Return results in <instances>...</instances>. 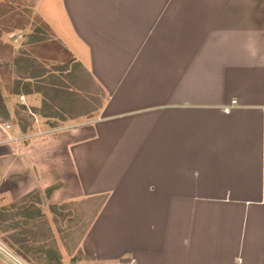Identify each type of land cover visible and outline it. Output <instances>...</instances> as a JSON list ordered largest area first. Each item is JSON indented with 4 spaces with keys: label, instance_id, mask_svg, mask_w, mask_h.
I'll list each match as a JSON object with an SVG mask.
<instances>
[{
    "label": "crops",
    "instance_id": "0c3cea01",
    "mask_svg": "<svg viewBox=\"0 0 264 264\" xmlns=\"http://www.w3.org/2000/svg\"><path fill=\"white\" fill-rule=\"evenodd\" d=\"M34 13L105 98L51 128L41 93L0 85V208L105 196L72 264H264V0H37Z\"/></svg>",
    "mask_w": 264,
    "mask_h": 264
},
{
    "label": "rangeland",
    "instance_id": "374dc122",
    "mask_svg": "<svg viewBox=\"0 0 264 264\" xmlns=\"http://www.w3.org/2000/svg\"><path fill=\"white\" fill-rule=\"evenodd\" d=\"M36 1L0 0L1 87L12 89L11 82L22 74L14 61L27 57L35 61L36 66L49 71L37 82L40 84H32V89L40 88L44 99L42 113L66 120L96 110L105 98L102 91L82 68L71 63L62 49H57L54 34L34 13ZM63 64L69 65V72L53 71ZM22 87L20 85L24 90ZM18 101L22 102L20 98ZM20 119L27 122L24 113H20ZM52 122L55 120L46 123ZM25 201L32 202L40 217L25 224V219L17 215L14 220L0 224V264H18L14 260L21 264H61L60 254L73 256L71 260L68 258L69 264L80 260L76 248L87 230L97 201L55 206L56 213L50 205L44 208L45 202L41 199L40 204H36L32 197ZM17 207L18 202L7 204L5 208L16 213ZM13 222L19 224L15 230L10 229Z\"/></svg>",
    "mask_w": 264,
    "mask_h": 264
},
{
    "label": "trees",
    "instance_id": "16d2710c",
    "mask_svg": "<svg viewBox=\"0 0 264 264\" xmlns=\"http://www.w3.org/2000/svg\"><path fill=\"white\" fill-rule=\"evenodd\" d=\"M34 62L27 57H25L24 59L23 58L22 59H16L14 61V65L16 66V69H18L19 72L22 73L20 77H23V78L21 79L20 77H18V79L14 82V85H13L12 91H11V92H13V94L20 93L19 92L20 90H21V92H23L25 94H29V92H31L32 90H35V91L40 93V88L35 87L34 89H32V84H40L37 82L39 80H41L42 78H44L45 75L49 74V71H47L45 68H42V67L40 68L39 66H36L34 64ZM75 65L79 66L78 64H75ZM68 66L69 65L63 64V65H61V67L54 68L53 71L69 72L67 69ZM84 73L87 75V77L89 79L92 80V78L90 77V75L86 71H84ZM20 85H22L23 86L22 88H25V89L22 90L20 88ZM68 95H71V94H68ZM20 110L26 111V109L22 106L20 107ZM42 114L46 118H51L54 120L57 118L55 116L46 115L45 113H42ZM8 117H9L8 112L6 110L3 98H2L1 93H0V120L5 121L8 119ZM61 120H64V119H61ZM18 124H19L20 130L22 132H25L26 131V121H25V119H20V113H18ZM47 124L51 128H54L57 126V123H55V122L47 123ZM55 188L56 187L54 186V187H50L46 190V192H45L46 198H49L50 194L52 193V191L55 190ZM31 197H32V199L35 200L36 204H40V199H39L38 195H36V193L35 194L31 193L29 195L24 196L20 201H18V207H17L16 213H12V212L8 211L6 208H0V224L7 222V221H10V220H14V218L17 215H19L25 219L24 220L25 224L31 223L37 217H40L39 210H37V209L34 210V207H33L34 205H32V202L25 201L26 199H30ZM104 200H105V196L95 197V198L90 199V201H87V202H92V201L94 202L95 201V203L97 201V203L95 205L94 213L91 217V220L89 222L88 227L90 226L91 222L94 220L96 214L100 210V206L102 205ZM12 207H14V206H12ZM51 210L53 211V213H56L55 212V206H51ZM35 212H37L36 217L34 216ZM18 225L19 224L13 222V224L10 226V229L15 230Z\"/></svg>",
    "mask_w": 264,
    "mask_h": 264
},
{
    "label": "built area",
    "instance_id": "2783aa9c",
    "mask_svg": "<svg viewBox=\"0 0 264 264\" xmlns=\"http://www.w3.org/2000/svg\"><path fill=\"white\" fill-rule=\"evenodd\" d=\"M23 99H24V97L23 96H20V100L23 101ZM233 104H234V102H233Z\"/></svg>",
    "mask_w": 264,
    "mask_h": 264
},
{
    "label": "bare ground",
    "instance_id": "6f19581e",
    "mask_svg": "<svg viewBox=\"0 0 264 264\" xmlns=\"http://www.w3.org/2000/svg\"><path fill=\"white\" fill-rule=\"evenodd\" d=\"M16 263H18V264H21L20 262H18L17 260H14Z\"/></svg>",
    "mask_w": 264,
    "mask_h": 264
}]
</instances>
